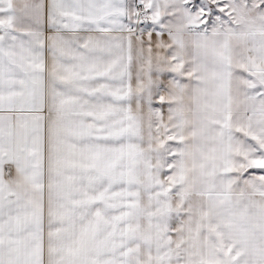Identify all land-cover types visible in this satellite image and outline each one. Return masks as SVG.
Here are the masks:
<instances>
[{
  "label": "snow or ice",
  "instance_id": "snow-or-ice-1",
  "mask_svg": "<svg viewBox=\"0 0 264 264\" xmlns=\"http://www.w3.org/2000/svg\"><path fill=\"white\" fill-rule=\"evenodd\" d=\"M0 264H264V0H0Z\"/></svg>",
  "mask_w": 264,
  "mask_h": 264
}]
</instances>
